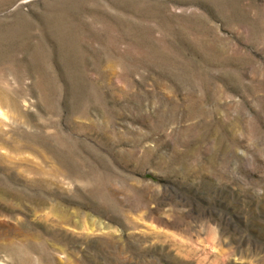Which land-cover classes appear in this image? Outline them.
I'll use <instances>...</instances> for the list:
<instances>
[{"label":"rangeland","instance_id":"1","mask_svg":"<svg viewBox=\"0 0 264 264\" xmlns=\"http://www.w3.org/2000/svg\"><path fill=\"white\" fill-rule=\"evenodd\" d=\"M0 264H264V0H0Z\"/></svg>","mask_w":264,"mask_h":264}]
</instances>
